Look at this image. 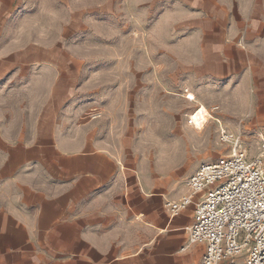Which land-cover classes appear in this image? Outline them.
I'll use <instances>...</instances> for the list:
<instances>
[{
  "label": "crops",
  "instance_id": "1",
  "mask_svg": "<svg viewBox=\"0 0 264 264\" xmlns=\"http://www.w3.org/2000/svg\"><path fill=\"white\" fill-rule=\"evenodd\" d=\"M176 2L175 27L187 37L170 80L184 71L195 100L182 95L175 133L194 132L186 118L205 107L218 121L205 126L203 152L187 153L184 178H174L52 105L26 136L0 135V264H200L206 245L189 242L194 205L176 216L169 205L219 159L210 153L218 133H264V0Z\"/></svg>",
  "mask_w": 264,
  "mask_h": 264
},
{
  "label": "rangeland",
  "instance_id": "2",
  "mask_svg": "<svg viewBox=\"0 0 264 264\" xmlns=\"http://www.w3.org/2000/svg\"><path fill=\"white\" fill-rule=\"evenodd\" d=\"M175 8L176 0H0V135L26 136L55 105L93 123L102 141H125L131 159L184 178L181 161L203 152L207 130L175 133L180 99L193 95L184 71L170 80L187 37ZM225 130L249 158L260 153L258 134ZM217 137L210 153L227 158L231 145Z\"/></svg>",
  "mask_w": 264,
  "mask_h": 264
},
{
  "label": "built area",
  "instance_id": "3",
  "mask_svg": "<svg viewBox=\"0 0 264 264\" xmlns=\"http://www.w3.org/2000/svg\"><path fill=\"white\" fill-rule=\"evenodd\" d=\"M220 136L232 144L229 156L198 168L188 194L169 205L172 216L194 205L189 242L206 245L200 264H264V133L251 158L240 138Z\"/></svg>",
  "mask_w": 264,
  "mask_h": 264
},
{
  "label": "bare ground",
  "instance_id": "4",
  "mask_svg": "<svg viewBox=\"0 0 264 264\" xmlns=\"http://www.w3.org/2000/svg\"><path fill=\"white\" fill-rule=\"evenodd\" d=\"M208 117H210L209 114L207 113L205 107L202 106L201 108L197 109L194 113H192L191 116L188 118V125H191L192 129L194 130H201L205 127Z\"/></svg>",
  "mask_w": 264,
  "mask_h": 264
}]
</instances>
